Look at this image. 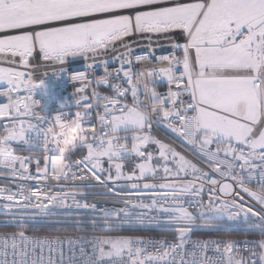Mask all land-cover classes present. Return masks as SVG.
Instances as JSON below:
<instances>
[{
	"label": "snow or ice",
	"instance_id": "obj_1",
	"mask_svg": "<svg viewBox=\"0 0 264 264\" xmlns=\"http://www.w3.org/2000/svg\"><path fill=\"white\" fill-rule=\"evenodd\" d=\"M162 41L167 54L158 55L153 46L164 48ZM0 53L18 57L26 69L38 67L30 60L39 56L59 66L56 74L69 56L91 61L88 72L71 77L81 85L77 110L52 119L37 111L34 98L44 80L35 81L32 71L0 67V82L9 85L0 91L6 98L0 120H7L0 124V175L39 182L18 184L15 191L0 187V200L8 202L0 205V215L19 229L10 244L0 237V264H264V0H0ZM112 63L118 67L110 69ZM161 83L167 91L158 90ZM90 84L96 86L91 97L84 94ZM101 86L112 94L99 92ZM73 120L79 121V139L65 160L59 145ZM159 126L198 162L152 135ZM80 149L86 154L72 159ZM21 150L41 155H19ZM33 161L35 173L28 169ZM125 161H133L128 173ZM161 168L165 182H144ZM48 180H93L105 190L96 195L124 206L97 210L78 199L88 192L60 185L51 190ZM205 186L212 194L207 204ZM161 201L163 220L130 210H152ZM72 208L91 209L92 228L155 226L176 238L97 236L90 252L81 247L77 257L70 249L65 258L58 238L54 249L47 237L26 235L41 221L84 227L79 214L56 211ZM233 225L259 238H191Z\"/></svg>",
	"mask_w": 264,
	"mask_h": 264
},
{
	"label": "built area",
	"instance_id": "obj_2",
	"mask_svg": "<svg viewBox=\"0 0 264 264\" xmlns=\"http://www.w3.org/2000/svg\"><path fill=\"white\" fill-rule=\"evenodd\" d=\"M141 43H146L144 41H141ZM164 44V48H160L158 45H154L153 47L156 49V53L159 54H167L165 51V48H167V43L166 42H161ZM142 49L137 48V52H141ZM15 59L16 63L11 64L9 63L11 60ZM91 61H88L86 57L83 54H78L74 56H69L66 58V62L64 65V70L61 71L59 74H56L55 72L58 70L59 66L44 62L39 56H36L34 59L30 60V64L32 65H39L38 67H34L31 69H26L24 68L20 63H19V58H13L11 57L10 54H3L0 53V67H15L19 71H32L33 73V79L35 81H40L44 80V87L39 88L36 90L35 93V99L39 101V107L37 108V111L41 112V115H45L49 119H52L58 112L60 111H69L71 113H74L76 109L75 105V99L79 98V94L76 93V89L78 87H81V85L78 82H74L72 80V76L76 75L80 72H88L89 71V63ZM118 67V64L112 63L109 65V68H116ZM95 72L97 76L103 75V67L99 64L96 65ZM9 85L7 82H1L0 84V91L7 90ZM96 86L94 84L90 85H85V93L89 97H91L92 89L95 88ZM99 92L102 94H107L111 95V89L101 86L97 89ZM159 91H167V87L165 84L161 83L159 88ZM6 102V98L0 97V103ZM61 105H64L62 108ZM102 111V110H101ZM93 123L96 122L95 115H93ZM7 123V120H0V124ZM33 123H36V121H33ZM99 131V128L97 129ZM152 134L158 136L160 139L164 140L167 143L172 144L174 147L177 148L178 151H181L185 156H187L190 159H194L198 162V157L194 156L191 150L188 148L187 145L183 144L174 133H172L170 130L166 129L163 126L159 127H154L152 130ZM79 136V125L76 127H70L67 133L64 135V144L65 145H71L72 143L75 142L77 137ZM84 149H80L78 151H81ZM19 155H41L40 152H35V153H30L26 150H21L18 152ZM28 169L30 172L35 173L36 170V164L35 161H33L31 164L28 165ZM212 175H215V173H212ZM146 182L152 183L154 182L153 180L147 179ZM39 182L37 181H24V180H19V179H14L11 176L8 175H0V187H8L12 188L14 191L16 190V185L18 184H27L29 186L35 185ZM47 185L51 186V190H58L56 188L57 185H60L64 188V190H73V189H83L84 191L88 192L89 195H87L86 198H79L81 199V202H86L89 204H96L97 205V210L100 209L101 207H107V208H121L123 207V203L121 202H114L113 198L108 197H99V196H94L93 191L96 190H101L102 187L99 186L95 181L93 180H85V181H80V180H60V181H55V180H48L45 182ZM124 183V182H120ZM204 202L207 204L209 197L212 195L208 191V186H205L204 192L202 193ZM216 196H219L221 199H224L225 197L219 193L218 191L215 194ZM117 200L119 198H116ZM133 202H136V198L133 197ZM140 199L145 203L149 204L151 202L150 197L148 196H143L140 197ZM185 200L190 199L189 197H184ZM245 199L248 200L250 199L245 195ZM214 203L217 201H213ZM5 203H8L7 201L0 200V205H3ZM40 203H46V201L41 200ZM69 204L72 203L71 199L68 201ZM163 202H159L156 206V208L152 210H147V209H140V208H134L130 209L131 211L134 212H147L148 215L154 216L157 219H166V215L164 213H161L159 211V208ZM163 206H168V205H163ZM257 207H259L257 205ZM16 209H13L15 211ZM58 212H65V211H71L75 214H79V216L82 218L85 226L84 227H74V226H62L59 224H53L50 221H41L37 223L34 227L30 228H38V227H70V228H75V229H86V230H91V229H101V228H92L88 226V221L91 219L93 215V211L91 209H56ZM98 214V212H97ZM8 218L6 216L0 215V227L3 228H13L11 230H0V237H4L5 239L8 240V243H11L10 237L13 233H16L19 231V229L12 227L10 225H7L4 223L5 220ZM123 231H131L130 229H122ZM136 230H162V231H172L167 228H160V227H145L141 229H136ZM200 231H206V230H200ZM221 231H228V232H238V233H249L243 225H233V226H226L225 230ZM26 235L31 236V237H47L51 243V246L55 249L57 247V238L59 239V247L63 250L65 258H67L68 255H70V249L74 254L79 257L80 256V248L83 247L85 252H90L91 250V243L95 237L97 236H108L109 234H96V233H35V232H28L25 231ZM256 234L259 235L257 232ZM111 236H116V235H111ZM125 236V235H122ZM143 237L145 240L151 239V240H164V241H173L175 238H171L168 236L164 235H146V236H140ZM192 239H236V240H243V239H258V238H235V237H207V238H199L193 236V233L191 235ZM71 241V243H70ZM17 242L19 243V238L17 237ZM45 255H47V251L45 250ZM211 255V253H209ZM58 257L53 253V259H57Z\"/></svg>",
	"mask_w": 264,
	"mask_h": 264
},
{
	"label": "trees",
	"instance_id": "obj_3",
	"mask_svg": "<svg viewBox=\"0 0 264 264\" xmlns=\"http://www.w3.org/2000/svg\"><path fill=\"white\" fill-rule=\"evenodd\" d=\"M83 152H86L85 150L77 151L72 159H76L78 157H81ZM105 191L103 188L101 190H96L93 191L94 196H99L96 195L98 193H102ZM102 197V196H99ZM13 228H3L0 227V230H11ZM25 231L28 232H35V233H96V234H109V235H116V236H146V235H164L168 236L171 238H175L176 234L174 231H162V230H131V231H123V230H113L111 232H106L102 229H91V230H86V229H75V228H70V227H38V228H28ZM193 236L199 237V238H207V237H235V238H259V235L256 233H238V232H228V231H196L193 233Z\"/></svg>",
	"mask_w": 264,
	"mask_h": 264
},
{
	"label": "clouds",
	"instance_id": "obj_4",
	"mask_svg": "<svg viewBox=\"0 0 264 264\" xmlns=\"http://www.w3.org/2000/svg\"><path fill=\"white\" fill-rule=\"evenodd\" d=\"M77 125H79V121H77V120H73V121L70 122V126L71 127H76ZM78 139H79V136L77 137V139L75 140V142L72 143L71 145H65L64 144V139L61 141L59 147H60L61 154H62V156H63V158L65 160L68 159L71 151L76 146V142H77Z\"/></svg>",
	"mask_w": 264,
	"mask_h": 264
},
{
	"label": "rangeland",
	"instance_id": "obj_5",
	"mask_svg": "<svg viewBox=\"0 0 264 264\" xmlns=\"http://www.w3.org/2000/svg\"><path fill=\"white\" fill-rule=\"evenodd\" d=\"M0 84H1V82H0ZM152 135H154V134H152ZM154 136H156V135H154ZM157 138H159L158 136H156ZM160 139V138H159ZM162 140V139H161ZM164 141V140H163ZM165 142V141H164ZM167 143V142H166ZM149 150H152L154 153H155V151H156V146L155 145H149ZM86 154V152H83V154H82V156L83 155H85ZM133 159H135V158H133ZM132 163H133V161H125V169H124V171H125V173H128V172H130L131 170H132ZM108 165L105 163V167H107ZM149 179V178H148ZM121 182H124V183H129V182H126V181H121ZM144 182H146V181H144ZM125 191H127V189H125Z\"/></svg>",
	"mask_w": 264,
	"mask_h": 264
},
{
	"label": "crops",
	"instance_id": "obj_6",
	"mask_svg": "<svg viewBox=\"0 0 264 264\" xmlns=\"http://www.w3.org/2000/svg\"><path fill=\"white\" fill-rule=\"evenodd\" d=\"M154 162H157V163H161L163 164V161H154ZM169 166H171V164H169ZM164 176V173L162 171V168L160 170L157 171V174H156V177L153 179V178H149V180H153L154 182L152 183H163L165 182L162 177Z\"/></svg>",
	"mask_w": 264,
	"mask_h": 264
}]
</instances>
